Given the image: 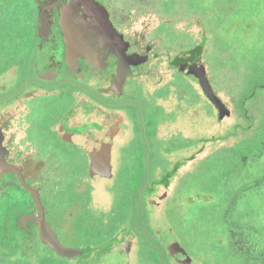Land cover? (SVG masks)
Instances as JSON below:
<instances>
[{"label":"rangeland","instance_id":"374dc122","mask_svg":"<svg viewBox=\"0 0 264 264\" xmlns=\"http://www.w3.org/2000/svg\"><path fill=\"white\" fill-rule=\"evenodd\" d=\"M54 1L0 0V264H264V0L135 10L111 108L21 84Z\"/></svg>","mask_w":264,"mask_h":264},{"label":"flooded vegetation","instance_id":"af4514ba","mask_svg":"<svg viewBox=\"0 0 264 264\" xmlns=\"http://www.w3.org/2000/svg\"><path fill=\"white\" fill-rule=\"evenodd\" d=\"M69 1L55 0L50 11H45L49 27L43 36L40 32L38 42L43 44L37 53L40 56L31 54L30 60L22 65L28 73L21 78V84L37 81L51 86L74 82L83 89L84 96L95 106L111 108L121 103L120 98L125 94L127 82L141 59L142 51L136 50L133 46L136 41L129 40L128 37L129 19L135 10H147L146 7L156 9V1L72 0V11H68L66 9ZM63 12L71 14L72 26L76 27L78 41L83 44L81 47L75 46L79 52L74 62L68 59V44L61 23ZM46 39L52 41V46H46ZM45 46L50 48L48 54L43 49ZM188 57L193 58L189 62H193L192 64L184 65L189 69L192 65L196 66V62L191 54L183 58L186 60ZM2 145L0 136V163L5 164L7 151ZM0 186L1 200L10 186L3 172Z\"/></svg>","mask_w":264,"mask_h":264},{"label":"water","instance_id":"95a60500","mask_svg":"<svg viewBox=\"0 0 264 264\" xmlns=\"http://www.w3.org/2000/svg\"><path fill=\"white\" fill-rule=\"evenodd\" d=\"M72 5V0H70L67 4V9L68 11H72V9L70 8ZM69 6V7H68ZM66 12V11H65ZM63 12L61 14V23L63 26V30L66 34V43L68 44L67 48H68V59L70 62H74L75 61V57L78 56V52L79 50L75 47L76 45H80V47L83 45L82 43H79L78 41V34H77V30L76 27L72 26V20H70L71 18V14H68ZM72 19V18H71ZM49 27L48 24V20H47V14L43 13L42 17H41V23H40V32H41V36L44 35V32L47 30V28ZM82 44V45H81ZM190 72L194 75H196L200 81H201V85L204 88V91L206 93V95L215 103L220 105L219 102V98L216 96V94L214 93L213 89L211 88V86L209 85L206 77L204 76V74L200 71V69H198L196 66H192L190 68ZM4 164L0 163V176L2 175V168H3ZM0 190H1V186H0Z\"/></svg>","mask_w":264,"mask_h":264}]
</instances>
